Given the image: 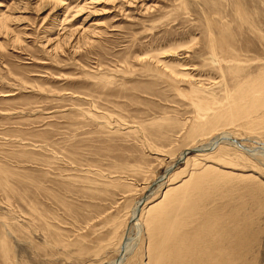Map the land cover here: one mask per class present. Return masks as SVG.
Returning <instances> with one entry per match:
<instances>
[{"label":"rangeland","instance_id":"obj_1","mask_svg":"<svg viewBox=\"0 0 264 264\" xmlns=\"http://www.w3.org/2000/svg\"><path fill=\"white\" fill-rule=\"evenodd\" d=\"M79 1L0 0L11 16L0 32V218L16 230L13 260L0 249V264H113L123 240L126 264H152L147 210L205 163L233 173L238 203L264 190V110L216 132L200 122L264 72V0ZM219 131L251 149L225 145L234 165L209 154L177 163ZM226 177L208 180L207 209ZM146 202L139 231L132 212ZM249 210L264 264V211ZM170 214L158 243L177 247L183 206ZM197 221L180 231L190 237Z\"/></svg>","mask_w":264,"mask_h":264},{"label":"bare ground","instance_id":"obj_2","mask_svg":"<svg viewBox=\"0 0 264 264\" xmlns=\"http://www.w3.org/2000/svg\"><path fill=\"white\" fill-rule=\"evenodd\" d=\"M78 4L79 7L81 8L85 7L87 4L89 5L87 0H80L79 3H77V5ZM9 17L11 16L6 14L1 15L0 32L9 29V24H8ZM262 109L264 110V72L257 78L253 79V81L249 80L239 84L237 95L235 97L234 96L231 97V100L225 103V105L215 107V110L212 113V115L209 118H202L200 122H202L203 125L202 128L204 129L211 128V131L209 132L212 131L216 132V130L218 131V128H220L221 126L224 127V125H227L229 123H234L246 117L249 118L254 112ZM206 133L204 132V134ZM225 145L235 146L237 150H241L240 148H242L243 151L241 152H245L244 149L246 150L251 149V146L238 141V139L233 133L229 131L227 132L219 131L217 133H214V137H212V139L208 144L186 148L182 152L181 156L177 159L178 161L177 160L176 161L177 163H179L180 161L187 163L191 157L195 158V160L197 161L201 159V158L198 159L197 156H203L209 154L210 158L220 160L226 164L234 165V161L232 160V158L229 157L230 156L229 153L231 152L230 150L232 148L226 147ZM190 150H193V152H195L196 154L188 156L187 154ZM175 162L171 163L168 166L167 168L168 173L165 176H168L169 174L172 173ZM194 164L200 165L198 161L197 163ZM203 166L204 167L200 169L201 171H199V173H196L198 172V170L196 172L190 173L189 175L190 178H188L182 184L176 186L178 187L176 188L177 189L176 191L178 192L177 194L175 192V185L174 187H169V188L167 187L168 189L165 191L162 197L164 201H162L161 203L157 201L158 204L156 206L149 207V209L147 210L148 214H150L148 220L150 227L149 233L151 235L150 236L151 239L149 243L150 247L148 246L149 247L148 250L152 254L150 257L152 258V260L150 262H152V264H255L256 257L252 255V253H254V248L255 245L257 244L262 229L256 224H254V222L252 221V216H254L255 213L252 210H249V207L254 208L257 213H259L260 211H264V190H262L261 184L258 183L257 184L259 185L258 187H254V188L250 187L248 191L250 193H256L260 195L256 200L250 198L249 202L243 201L242 203H238L237 188L233 189L236 183V179L233 176V173L225 172L220 174H210L211 172L208 170H210L211 168L213 169V167L209 164L207 165V163H205ZM218 175L227 176L226 178H229L230 180L227 182L217 181L216 184H217V189L219 188V191L218 192L215 191L213 195L214 203L212 202L213 203L212 208L207 209L209 207L206 208L205 203L202 204L200 202L205 200L206 197L212 195V187L209 185V181L211 182V180L212 179L214 180V178H216ZM211 176L213 177L212 179H210ZM157 179L158 177H156L155 181ZM188 181L190 182L188 183ZM238 189L241 190L240 187H238ZM194 194H196L197 196L196 199L194 198ZM20 195H22L20 196L22 199L24 194H20ZM147 201H149V199ZM198 201H199V206H197ZM188 202H190L191 204H188ZM34 205L36 206L35 203ZM146 205H148L147 202L144 203V205L141 207L137 204L132 212V220L136 221L134 222V225L138 228L139 231L141 230V223L139 222L143 220V214H144V210L146 209ZM179 206H183L185 213L184 219L186 218V220L184 221V219H182L180 223L178 222L177 226H175V228L173 229L172 242L177 241L176 239H178L180 242L177 243V247L175 243L171 244L169 242L166 246H164V244L162 245L158 243L159 240L158 236L161 232H163L164 228L167 225L165 220H168L169 216H171L170 209L172 207H179ZM35 208L37 210L38 207ZM39 214L37 217L40 218L41 214L40 215ZM14 216H16V214H14ZM18 216H16V218ZM193 217L197 218L198 220L196 224L197 226L194 232L192 233V235L188 237L190 231L187 230V232L183 233L182 231H180L179 228L180 226H183L184 228L186 224L189 226V223H191L190 222L191 218L193 219ZM33 219H35V217ZM9 221L0 218V231L2 230V233L0 235V249L5 253L6 257H8L10 252H12V250L15 249L12 248V243H13L12 237L13 235L16 234H13L12 232H15L16 230L11 231L12 226L10 227V225L12 224H10ZM191 224H193V222ZM191 227L193 228V226ZM186 233L188 235H186V238H183V235ZM177 235L180 237L177 238L178 237ZM18 237L14 241V243L16 242V244H18L16 241L19 239ZM123 244H124V240L121 242L118 251L119 253L121 252L120 253L121 256L119 255V257L113 264L127 263L128 260L127 258L128 255H130L129 254L130 251H132L131 249L133 245L131 240L125 243L124 246ZM161 250H164L166 252L160 254ZM13 258H15V256H13ZM162 258L164 259L166 258V260L162 262ZM12 260L13 259L11 258V261ZM15 260L18 259L15 258Z\"/></svg>","mask_w":264,"mask_h":264},{"label":"water","instance_id":"obj_3","mask_svg":"<svg viewBox=\"0 0 264 264\" xmlns=\"http://www.w3.org/2000/svg\"><path fill=\"white\" fill-rule=\"evenodd\" d=\"M152 186H154V184Z\"/></svg>","mask_w":264,"mask_h":264}]
</instances>
